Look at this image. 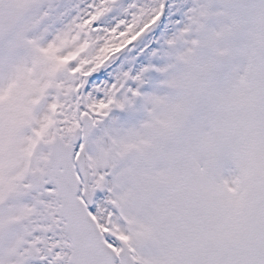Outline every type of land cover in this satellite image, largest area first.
I'll list each match as a JSON object with an SVG mask.
<instances>
[{
  "label": "snow or ice",
  "instance_id": "6c2138e0",
  "mask_svg": "<svg viewBox=\"0 0 264 264\" xmlns=\"http://www.w3.org/2000/svg\"><path fill=\"white\" fill-rule=\"evenodd\" d=\"M0 264H264V0H0Z\"/></svg>",
  "mask_w": 264,
  "mask_h": 264
}]
</instances>
